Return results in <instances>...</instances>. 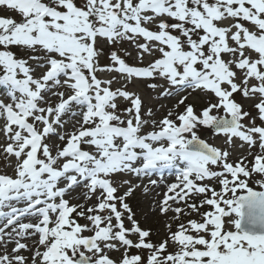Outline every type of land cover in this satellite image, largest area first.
<instances>
[{"label":"snow or ice","instance_id":"snow-or-ice-1","mask_svg":"<svg viewBox=\"0 0 264 264\" xmlns=\"http://www.w3.org/2000/svg\"><path fill=\"white\" fill-rule=\"evenodd\" d=\"M0 264H264V0H0Z\"/></svg>","mask_w":264,"mask_h":264},{"label":"rangeland","instance_id":"rangeland-1","mask_svg":"<svg viewBox=\"0 0 264 264\" xmlns=\"http://www.w3.org/2000/svg\"><path fill=\"white\" fill-rule=\"evenodd\" d=\"M174 102V101H173ZM162 114V113H161ZM205 138H207V136L205 137ZM211 142V141H210ZM215 143H217V145H220V144H222V141L219 139V138H217V140L215 141ZM150 200H151V196H149V197H144V196H142L141 195V193L140 192H137L136 193V198H135V200L133 201V203H134V205L135 204H139V206L140 207H142V208H144L145 209V211L147 210V207H148V204H149V202H150ZM149 223H152V221H149ZM155 227H160V225H154Z\"/></svg>","mask_w":264,"mask_h":264}]
</instances>
